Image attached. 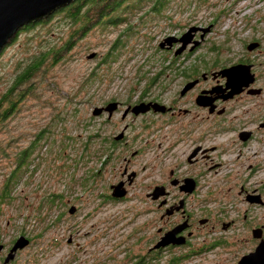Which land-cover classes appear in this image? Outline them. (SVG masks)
<instances>
[{
    "label": "rangeland",
    "instance_id": "374dc122",
    "mask_svg": "<svg viewBox=\"0 0 264 264\" xmlns=\"http://www.w3.org/2000/svg\"><path fill=\"white\" fill-rule=\"evenodd\" d=\"M149 6L150 2L139 4L128 22L90 29L58 61L51 64V59L44 60L47 69H43V76L39 77L40 72L33 76L39 84L33 96L29 94L20 110L6 121L9 144L17 149L31 139L41 144L33 150L28 171L14 185L11 198L0 206V264L20 234L29 243L6 264H125L124 257L133 252L126 235L135 222L148 219L150 214L136 215V211L150 206L142 202V191L136 187L123 201L107 202L104 179L108 182L113 177L107 168L103 176L95 177L94 169L102 154L92 135L96 130L106 132L108 124L103 117L91 115L92 107L112 96L123 98L127 89L142 86L141 77L152 76L161 65L168 64L171 52L159 49L157 43L166 35L185 30L188 24L212 22L211 32L195 53L207 63L215 57H228V52L238 53L242 41L264 34V0H168L161 16L150 11ZM66 17L62 12L54 14L21 31L1 49L0 92L26 63L49 46L63 44L68 32L75 28L72 19ZM127 23L131 24L128 28ZM110 48L112 53L103 56ZM90 53L93 56L87 57ZM41 128L43 136L38 139L35 135ZM247 148L242 149L236 161L227 159V167L209 180L212 185L217 180L216 186L223 187L222 194H229L224 192V185L248 178L247 183L257 187L262 203L247 213L264 216V144L252 142ZM154 154L155 150H150L148 161ZM2 163L0 184L2 173L9 169ZM150 179L154 180V176ZM71 204L76 209L69 214ZM219 205L230 209L234 216H240L246 207L239 198L220 200ZM234 224L235 229L225 233L233 247H213L199 255L180 257L174 264H237L247 254L244 250L250 246L246 241L250 236L245 232L240 235V220ZM220 235L201 233L206 244ZM169 256L167 253L158 264H165Z\"/></svg>",
    "mask_w": 264,
    "mask_h": 264
},
{
    "label": "flooded vegetation",
    "instance_id": "af4514ba",
    "mask_svg": "<svg viewBox=\"0 0 264 264\" xmlns=\"http://www.w3.org/2000/svg\"><path fill=\"white\" fill-rule=\"evenodd\" d=\"M206 25H210L209 30L202 37L201 30H195L179 52L174 53L180 42L165 49L171 52L168 64L161 65L152 76L141 77V87L127 89L123 98L112 96L95 105L103 107L115 102L110 114L102 110L93 115L103 117L108 124L106 132L96 130L92 135L102 154L94 175L103 176L107 168L113 177L108 182L104 179L107 202L123 201L136 187L142 191V202L150 206L136 211V215L150 214L148 219L135 222L127 233L133 252L127 251L125 264H158L167 253L170 256L165 264H174L180 257L199 255L213 247H233L225 233L234 230L239 220L240 235L245 232L250 236L246 239L250 246L244 251L248 254L260 244L264 246V216L247 213L262 203L257 187L247 183L248 176L245 181L236 179V183L224 185V192L229 194H222L223 187L216 186L217 180L213 185L209 180L227 167V159L236 161L252 142L264 144V34L242 41L238 53L227 50L228 57H215L207 63L195 53L211 32L212 22L191 23L186 28ZM185 30L174 35L180 36ZM195 40L199 42L192 47ZM250 43L254 47L248 48ZM234 66L240 71L232 73L230 68ZM229 74L240 83L239 88L231 87ZM141 103L148 107L138 112L131 110ZM152 149L155 154L148 161L147 154ZM118 183L125 194L111 197V187ZM156 186H161L163 193L154 198ZM235 198L246 206L240 216L217 206L220 200L230 202ZM228 206L231 208V204ZM176 227L178 242L156 246L164 232ZM201 233L222 235L206 244Z\"/></svg>",
    "mask_w": 264,
    "mask_h": 264
},
{
    "label": "trees",
    "instance_id": "16d2710c",
    "mask_svg": "<svg viewBox=\"0 0 264 264\" xmlns=\"http://www.w3.org/2000/svg\"><path fill=\"white\" fill-rule=\"evenodd\" d=\"M143 1L150 2L149 10L161 16L160 12L168 0H72L56 8L45 17L21 25L0 47L1 51L6 44L12 43L21 31H26L36 24L43 23L52 15L60 12L71 18L72 23L75 25V28L68 32V37L62 45H51L40 56L26 63V65L19 69L6 88L0 92V140H2L0 141V162L5 163L6 167L9 168L5 173L1 172L3 177L0 184V206L7 204L11 198V190L14 185L28 171V164H30L33 158V150L37 144H41L38 143L39 140L31 139L27 145L17 149L16 145L9 144L11 137L7 133L6 127V121L20 110L25 98L29 97V94L33 96L34 89L39 85L33 81L35 72H40L39 77L41 78L43 76L42 71L47 69V64L44 60L51 59L52 61L49 62L51 64L58 61L63 52L70 48L76 40L85 36L90 29L94 27L103 28L107 24L115 25L118 22H128V18L136 14L134 13L135 9L140 8L138 6ZM126 8L128 9L125 10ZM111 16H114V18L111 19ZM130 26L131 24L127 23L126 28ZM111 48L103 56L110 55L113 50ZM43 132L42 128L39 129L35 137L40 139L43 136ZM90 136L88 135L87 138H90ZM7 152L10 153L7 154ZM47 200L49 202L53 201L52 199Z\"/></svg>",
    "mask_w": 264,
    "mask_h": 264
},
{
    "label": "water",
    "instance_id": "95a60500",
    "mask_svg": "<svg viewBox=\"0 0 264 264\" xmlns=\"http://www.w3.org/2000/svg\"><path fill=\"white\" fill-rule=\"evenodd\" d=\"M72 0H0V47L10 38L13 33L23 24L36 21L42 17L47 16L50 12L55 10L58 7H61ZM201 30L202 37L203 33L208 31L209 25L206 27L200 28L199 26H189L186 30L180 35L175 36L174 34L164 36L160 41L157 43V47L159 49H167L170 48L172 43L180 42V46L174 51V53L179 52L187 42H189L192 33L195 30ZM198 40L192 41V47L198 44ZM254 43H250L248 48L254 47ZM93 56V53H90L87 57ZM236 66L230 68L232 73L240 71V68H235ZM222 72V71H221ZM230 77L231 87L232 88H239L240 83L233 79V74L228 75ZM227 76V78H229ZM115 106V102H108L103 107L94 106L91 109V115H97L100 111L104 110L110 114ZM152 106H157V104H152ZM148 104H138L131 108L132 111L138 112L146 109ZM121 183L112 185V189L110 191V196L114 198L121 197L125 194L124 188H120ZM161 186L154 187L152 191V197H157L159 194H162ZM75 211V206L70 205L67 208L68 213H73ZM166 212H169L166 211ZM177 231V227L166 231L162 234L156 246H163L168 243L178 242L177 238L175 237V233ZM29 240L24 235H18L10 247L6 252L5 256L3 257L1 264L8 263L14 257L15 252L18 249L23 248L24 246L28 245ZM264 246L260 244L255 251L243 255L240 257L237 264H262L264 263ZM3 249V245L0 243V251Z\"/></svg>",
    "mask_w": 264,
    "mask_h": 264
}]
</instances>
